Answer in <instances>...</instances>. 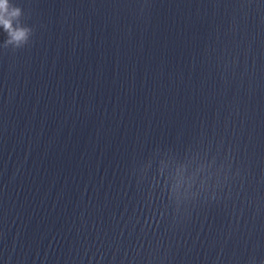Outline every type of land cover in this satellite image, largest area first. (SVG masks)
Segmentation results:
<instances>
[{"label": "water", "instance_id": "water-1", "mask_svg": "<svg viewBox=\"0 0 264 264\" xmlns=\"http://www.w3.org/2000/svg\"><path fill=\"white\" fill-rule=\"evenodd\" d=\"M0 264H264V0H9Z\"/></svg>", "mask_w": 264, "mask_h": 264}, {"label": "clouds", "instance_id": "clouds-1", "mask_svg": "<svg viewBox=\"0 0 264 264\" xmlns=\"http://www.w3.org/2000/svg\"><path fill=\"white\" fill-rule=\"evenodd\" d=\"M20 16V9L9 5V0H0V25L16 41L22 40L26 35V29L14 28L13 20Z\"/></svg>", "mask_w": 264, "mask_h": 264}]
</instances>
